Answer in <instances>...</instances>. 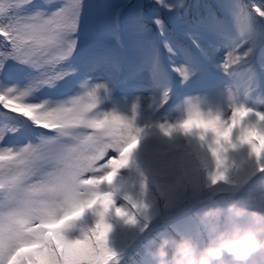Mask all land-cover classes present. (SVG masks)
Here are the masks:
<instances>
[{
	"label": "snow or ice",
	"instance_id": "1",
	"mask_svg": "<svg viewBox=\"0 0 264 264\" xmlns=\"http://www.w3.org/2000/svg\"><path fill=\"white\" fill-rule=\"evenodd\" d=\"M186 7L184 0H139L135 5L128 0H63L59 4L0 0V108L6 110L0 113V264H103L109 250L99 244L94 248L93 240H68L60 232L46 237L38 226L52 219L58 204L67 207L76 200L82 181L91 183L88 177L100 175L97 162L109 161L106 167L112 168L111 175L128 164L141 131L132 133L136 119L168 120L187 110L190 118L180 126L191 124L194 117L197 124L216 133L218 145L219 137L227 139L229 133L233 142L238 135L243 140L257 131L264 133V111L246 106L230 88L186 94L173 106L175 115H159V108L170 103L174 86L159 50L152 45L138 43L133 56L115 49H80L79 34L87 33L90 16L105 21L98 35L111 37L123 49L122 31L137 41L151 32L144 20L146 10L153 9L149 18L159 35L164 37L171 24L184 33L205 63L227 73L249 57L251 47L242 55L233 57L229 52L220 59L214 42L236 33L233 51L254 43L257 25L264 23V5L215 0L197 4L203 11L191 18ZM163 43L172 55L182 51L178 45L174 50L167 39ZM180 68L176 65L174 70L181 85L199 75L195 64L185 62L182 73ZM99 71L119 76L121 87L129 90H135L138 79L147 74L152 87L146 96L117 93L111 79L93 80ZM21 75L24 80L18 79ZM45 88L60 90L39 98ZM226 98L233 102L226 108L230 126L218 115ZM21 129L35 139L3 143ZM123 129L131 140L126 145L118 139ZM227 148V144L212 148L218 163H223L219 154ZM250 171L264 173V155ZM26 244L37 247L22 253Z\"/></svg>",
	"mask_w": 264,
	"mask_h": 264
},
{
	"label": "clouds",
	"instance_id": "2",
	"mask_svg": "<svg viewBox=\"0 0 264 264\" xmlns=\"http://www.w3.org/2000/svg\"><path fill=\"white\" fill-rule=\"evenodd\" d=\"M232 103L226 98L218 113L229 126L231 117L226 116V108ZM189 118L190 112L185 110L168 120H134L132 133L135 134L136 129L141 131L128 164L111 175L112 168L106 167L109 161L97 162L100 175L88 177L91 183L82 181L76 200L67 207L58 204L52 219L38 227L46 237H52L54 232L65 234L68 240L87 237L93 240L94 248L99 244L109 250L103 264H115L117 254L109 247L112 216L132 226L143 218L146 228L154 198L179 199L195 190L203 194L208 205L201 213L202 241L187 235L163 237L152 252L155 264H264V189L240 194L253 175L250 169L258 166L264 155V133L257 131L243 140L238 135L236 142L229 133L227 139L223 135L219 137L218 145L216 133L197 124L194 117L191 124L180 126ZM145 138L166 140L176 149L178 165L174 173L149 174L136 166L137 150ZM118 139L125 145L130 143L128 130L123 129ZM224 144L228 148L219 154L223 163H218L212 148ZM132 169L131 174H123ZM84 175L87 176V172ZM225 190L234 193L235 198L222 201L220 195ZM89 213L94 218L91 226L81 223ZM69 232L74 233L71 238ZM35 247L36 244H26L20 251L29 252Z\"/></svg>",
	"mask_w": 264,
	"mask_h": 264
},
{
	"label": "trees",
	"instance_id": "3",
	"mask_svg": "<svg viewBox=\"0 0 264 264\" xmlns=\"http://www.w3.org/2000/svg\"><path fill=\"white\" fill-rule=\"evenodd\" d=\"M116 2H118V0H112L111 3H116ZM128 2L131 5H135L136 3L139 2V0H128ZM144 2L149 3L150 0H144ZM186 2L187 1L184 0V3L186 5L192 4L190 0L187 3ZM200 2L201 4H205V3H214L215 1L212 2L211 0H200ZM242 2L247 4L252 1L242 0ZM253 3L263 5L262 3H264V0H255ZM152 11L153 9L146 10V17L144 23L148 29H151V32L146 34V39L149 41L148 45H152L159 50L161 64L165 68L168 74V78L172 83V85L174 86V91L170 103L159 108V115L164 116L166 114H169L170 112H172L173 106L178 101H180L179 98L175 102L172 100L173 96L177 93V81H178V72L174 70V67L176 65H180L181 68L179 69V71L182 73L184 71L183 65L185 64V62L199 66L198 77L194 78L192 81H190L187 84V86H190L192 88V92L190 93L191 95H200L207 91L220 92L225 88H230L241 100V102H243L246 106L264 111V71H261L262 68L264 69V49L258 52L257 57H254L252 54L254 51L252 43L246 45L245 47L239 49L238 51H233L234 49L233 38L237 36L236 33H232L231 34L232 38L228 40L215 41L214 43L216 47V52L220 59H224L229 52H232L233 57H235L236 55H242L243 52L247 50V47L252 48L249 57L245 61H243L240 65H237L234 68L230 69L229 72L226 73L215 64L205 63L203 59L200 57V54L197 51V49L193 47L191 43H189L184 33L179 30H175L173 32V30H171L170 28V24H168V33L164 36V39L159 41L158 32L156 31L155 27L151 24L150 19L147 18V14ZM159 11H161V14H163L162 10ZM200 12H202V10H200ZM164 18L167 23V17L165 16ZM124 23H125V19L122 17L121 25H123ZM257 27H260V24H258ZM126 34H127L126 31H122L121 37H125ZM128 37H129V44L126 46V48L121 49L120 45H118L113 39H111V37L105 36L104 43L98 45L96 47V50L115 49L117 51L123 52V54L126 56H133L136 54L138 43L130 35V33ZM165 39H167L174 46V50H175V46L178 45L179 48L182 49V51H178L176 55H172L171 53H169L167 49H165L164 47L163 42ZM122 42L123 41H121V43ZM260 47L261 46H259L257 49H259ZM161 49L163 50V52ZM185 52H187L188 54L187 56L185 55ZM92 78L94 81L111 79L113 84L116 86L117 93H126L129 95L146 96L148 95V90L152 87V82L147 76V74L141 76L138 79V81L136 82L137 87L135 88V90L122 88L119 83L120 77L105 71H99L97 73H94ZM39 98L42 97L39 96ZM172 115H175V113L172 112ZM0 119H2V116ZM21 141L22 140H20L18 144H21ZM159 143L160 141L151 139V142L144 147L145 155L147 157L151 155L152 157L149 148H153V146H156ZM5 144H12V142H5ZM171 147L175 150V148L172 145ZM174 154H175L174 155L175 160L178 163L177 154L175 151ZM153 162L155 165V169L158 170L154 159ZM146 164L148 165V161ZM123 174H126V171ZM261 189H264L263 177L260 178L254 184L251 190L258 191ZM222 194H225L224 197L227 198H233V196L235 195L234 193L227 192L226 190ZM187 196L188 195H184L181 199ZM179 200L172 201L171 199L167 207L168 209L166 211L165 209L160 210V208L158 207L159 198L158 197L154 198V202L149 211V218L147 221L148 226L146 228L143 227L145 223V220L143 218H141L139 224L132 226L125 224L122 220L116 218L115 216H112L110 218V223L113 225V228L111 233L109 234V239L111 242L115 243L116 246H113L111 243H109V247L116 254H118L117 255L118 259L115 262V264H155V259L152 256V252L155 251L159 242L156 241V238L154 236L163 235V234H159L157 230L161 231L159 227L164 226V222H165L164 217L171 212V210ZM154 206L156 207L154 208ZM203 209L204 208H200L199 206L191 205L190 200H184L178 203L177 206L173 209V211L175 213H180L181 211L185 210L187 211L185 214H181V213L180 214L186 215L187 218H189V220H195L194 218L195 213L196 212L202 213ZM176 219L177 218H175V220ZM153 225H155V229H153ZM174 227L176 226L174 225ZM198 230H201L199 225L190 226V231L191 233L194 234V236L198 235L197 232ZM73 234H74L73 232H70L68 235L71 238ZM116 238L120 239L119 244L115 242L114 239ZM134 244H135V249L134 248L132 249L131 246H133ZM151 244H155L154 250L151 249ZM145 246H147V248H145V250H141L142 247L144 248ZM126 253H130V254L124 259L123 258L124 255L122 254H126Z\"/></svg>",
	"mask_w": 264,
	"mask_h": 264
},
{
	"label": "rangeland",
	"instance_id": "4",
	"mask_svg": "<svg viewBox=\"0 0 264 264\" xmlns=\"http://www.w3.org/2000/svg\"><path fill=\"white\" fill-rule=\"evenodd\" d=\"M185 1H189V0H185ZM212 2H214L215 0H211ZM252 2H254L255 0H251ZM51 2L53 4H59V3H63V0H51ZM85 2H95V0H85ZM108 2H112V0H108ZM186 2V3H187ZM190 2H192V4H188L186 7V13L189 16V18L193 17L195 15V13H197L198 11L202 10V8L197 9L196 5L197 4H201L200 0H190ZM196 3V4H195ZM264 5V3H262ZM202 5V4H201ZM151 12L147 14V18L150 19ZM105 21L97 18L95 16H90L89 20H88V28H87V33L85 34L83 31L79 34L81 39H80V49L87 51V50H96V47L98 45H101L104 43V37L105 36H99L98 33L102 30L103 25H104ZM170 28L171 30H173V32L175 31V29L173 28V26L170 24ZM256 32L258 34V39L252 43L253 44V56L257 57V54L259 51H261L262 49H264V23H260V27L256 28ZM126 35L125 37H121V41H123L122 43L124 44H129V32L126 31ZM159 34V33H158ZM164 39V37H161L159 35V41ZM137 43L141 44V45H148L149 41L146 39V35L141 38L139 41L136 40ZM259 46H261L259 49H257ZM256 49V50H255ZM162 50V49H161ZM163 52V50H162ZM244 66V65H243ZM178 78H180V75L178 74ZM18 79L20 80H24L25 76L21 75L20 77H18ZM63 87V85L61 84V88ZM187 87V86H186ZM60 89L57 90H49L47 88H45L44 90H42L39 93V96H41L42 98H47L49 96H54L56 94H58V91ZM187 90L190 91L191 88L188 86ZM177 95V93L173 96L172 100L175 102L176 100L174 99V97ZM181 100V98L179 99ZM4 109L0 108V113H3ZM9 115L11 116H15L14 113H9ZM1 118V116H0ZM28 139H35L34 137H31L30 134L28 133V131L26 129H21V131L15 135V136H9L7 137V139L5 141H3V143L5 142H12V144H18L20 140L21 144H23L26 140ZM157 141V140H156ZM151 142V139L149 138H145L144 141L141 142V145L139 147V149L137 150V154H136V159H135V164L136 166H139L142 170H145L147 173L149 174H171L174 173L178 163L175 160V154L174 151L176 152V149L174 150L171 147V144L168 143L166 140H160V143L157 144L156 146H153V148H149L152 154L149 155L148 157L145 155L144 153V147L149 144ZM177 154V152H176ZM153 159L156 163V167L158 168V170L155 169V165L153 162ZM178 160V157H177ZM148 161V165L146 164ZM126 174L124 175H129L132 172H134V169L132 170H125ZM264 179V173H259V174H254L252 175L248 182L243 186V188L241 189L240 194H243V192H247L249 190L252 189L253 184H255L260 178ZM187 197L179 200L176 198H170L168 196H159V204L158 207L160 208V210L165 209L167 211V207L170 203V200L172 199V201L175 200H179L175 206L173 207V209L177 206L178 203L184 201V200H190V204L193 206H199L200 208H206L208 205L207 203L204 201L203 199V194L196 192L195 190H193L192 192H190ZM225 194H221L220 195V199L224 202L226 201H230L231 199L235 198V195L233 196V198H227L224 197ZM156 206H154L155 208ZM173 209L171 210V212L166 215L164 217V226L159 227V229H161V231L157 232L159 234H163L160 236H154L156 238L157 242H160V240L163 237H180L182 235H187V236H191L194 239H196L197 241H202L203 238V225L201 223V213L200 212H196L195 213V220H189V218H187L186 215H181V214H185L187 211V209L181 211L180 213H175L173 211ZM185 211V212H184ZM184 212V213H182ZM179 217V218H178ZM175 218H177L175 220ZM93 217L92 215L89 213L86 217H85V221H82L81 223H87L88 225H91L93 222ZM176 223V224H175ZM170 224V225H169ZM166 225V226H165ZM173 225V226H172ZM174 225L176 227H174ZM191 225H199L200 229L202 230H198V235L194 236L193 233H191L190 231V226ZM153 229H155V225H153ZM158 229V228H157ZM161 232V233H160ZM70 233V232H69ZM68 233V234H69ZM115 242L117 244L120 243V239L116 238L114 239ZM109 243H111L113 246H116L115 243L111 242L109 239ZM131 248L135 249V244L133 246H131ZM145 248H147V246H145L144 248L142 247L141 250H145ZM155 248V244H151V249L154 250ZM132 253V252H131ZM130 253H126V254H122L124 255L123 258L125 259L127 256H129ZM118 255V254H117ZM141 257V256H138ZM143 257V256H142Z\"/></svg>",
	"mask_w": 264,
	"mask_h": 264
}]
</instances>
